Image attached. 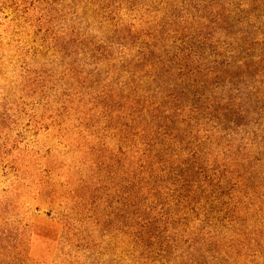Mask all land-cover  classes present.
<instances>
[{
  "label": "rangeland",
  "instance_id": "1",
  "mask_svg": "<svg viewBox=\"0 0 264 264\" xmlns=\"http://www.w3.org/2000/svg\"><path fill=\"white\" fill-rule=\"evenodd\" d=\"M0 264H264V0H0Z\"/></svg>",
  "mask_w": 264,
  "mask_h": 264
}]
</instances>
